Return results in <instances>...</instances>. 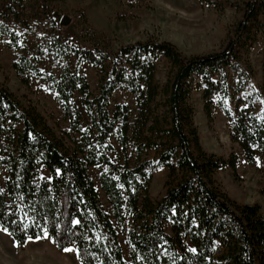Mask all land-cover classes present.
Listing matches in <instances>:
<instances>
[{
  "label": "trees",
  "instance_id": "trees-1",
  "mask_svg": "<svg viewBox=\"0 0 264 264\" xmlns=\"http://www.w3.org/2000/svg\"><path fill=\"white\" fill-rule=\"evenodd\" d=\"M261 34L264 0H250L244 18L220 52L187 57L168 41L123 46L119 59H111L110 76L95 97H91L86 76L64 70L57 88L73 129L90 146L85 159L55 137L36 108L23 111L13 94L0 88V169H7L6 188L0 190V227L19 245L47 232L58 248L75 247L83 264H264L261 206L239 203L222 189L215 174L230 166L237 178V157L232 154L224 159L203 149L193 122V107L188 102L193 82L200 77L206 84L205 110L212 119L211 97L219 92L232 97L229 87H221L214 79L220 74L225 80L223 72L227 70L237 74L239 89L249 92L251 101L264 98V88L261 92L252 89L253 70L248 58ZM69 49L79 62L95 66H104L110 59V53L99 48ZM121 56L128 57L127 65L120 62ZM160 56L170 63L168 114L163 119L168 125L163 126L158 117L153 125L170 140L157 145L148 139L146 146L161 147L157 159L117 169V178L102 177L116 219L121 225L130 224L128 261L120 233L102 205L89 167L100 162L115 167L107 154L116 124L108 108L117 88L123 86L135 94L141 114L145 121L148 119L146 111L152 110L150 104L159 93L155 76ZM14 66L19 71L25 66L35 69L26 58ZM75 89L90 109L97 146L92 134L81 126L82 114L72 102ZM222 107L234 121V139L253 162L258 148L264 154V120L242 110L233 113L226 103ZM121 109L128 110V106L117 105L115 116ZM17 124L22 125V131L16 129ZM127 129L125 116L124 134ZM43 167L50 177L42 176ZM162 167L168 169L166 192L153 201L149 186L153 173Z\"/></svg>",
  "mask_w": 264,
  "mask_h": 264
},
{
  "label": "rangeland",
  "instance_id": "rangeland-1",
  "mask_svg": "<svg viewBox=\"0 0 264 264\" xmlns=\"http://www.w3.org/2000/svg\"><path fill=\"white\" fill-rule=\"evenodd\" d=\"M250 0H0V88H5L20 102L24 111L36 108L53 130L55 137L69 148L78 151L85 159L90 146L85 144L76 132L60 100L57 82L64 70L77 71L86 76L91 97L100 92L104 79L110 76L111 59H119L123 46L147 41H168L177 46L184 56L205 55L220 52L226 46L229 34L245 16V8ZM260 1V0H259ZM67 16L70 22L62 24ZM13 35L15 37H13ZM70 47L99 48L110 53L104 66L79 62ZM67 49V50H66ZM68 50H70L68 52ZM23 58L30 61L35 69L15 68V62ZM252 66V89L261 92L264 88V35L259 36L248 55ZM127 56L120 62L127 65ZM169 61L160 56L156 60V82L159 93L151 102L152 110L145 121L141 114L137 96L120 86L110 98L109 113L115 120L114 133L109 138L107 152L111 167L100 162L89 167V173L100 194L104 209L111 215L119 233L125 257L129 259V222L119 224L109 197L102 186V177L117 178V169L134 167L144 160H154L161 147L146 146L149 140L157 145L170 139L160 134V127L153 125L158 117L167 126V85L169 81ZM214 79L221 87H229L232 97L223 92L214 94L212 99V119L205 110V82L196 77L188 102L193 107V122L198 130L203 149L224 159L232 154L237 157L239 176L236 178L230 166H225L215 174L222 189L234 200L245 204L257 203L264 216V154L258 148L255 160L251 162L235 140L234 121L225 113L226 103L233 113L240 110L264 120V98L251 101L249 92L241 91L237 85L238 76L232 70L223 72ZM79 89L72 92V102L82 114L83 130L92 134L97 146V132L92 125L90 109L83 102ZM117 105L128 106L115 116ZM125 116L128 129L124 130ZM154 126V127H153ZM16 129L22 131L21 124ZM149 139V140H148ZM79 145L82 148H79ZM84 149V151H83ZM42 176L50 177L46 168ZM168 169L162 167L153 173L149 186V196L153 201L166 192L165 182ZM7 169H0V190L6 188ZM72 251L58 248L50 236L28 240L19 245L11 234L0 227V264H83L75 247Z\"/></svg>",
  "mask_w": 264,
  "mask_h": 264
},
{
  "label": "water",
  "instance_id": "water-1",
  "mask_svg": "<svg viewBox=\"0 0 264 264\" xmlns=\"http://www.w3.org/2000/svg\"><path fill=\"white\" fill-rule=\"evenodd\" d=\"M69 22H70V19H69V17H67V16H65V17L63 18V20H62V24H63V25H67Z\"/></svg>",
  "mask_w": 264,
  "mask_h": 264
},
{
  "label": "snow or ice",
  "instance_id": "snow-or-ice-1",
  "mask_svg": "<svg viewBox=\"0 0 264 264\" xmlns=\"http://www.w3.org/2000/svg\"><path fill=\"white\" fill-rule=\"evenodd\" d=\"M3 230H5L6 231V229H3ZM38 239L40 238V237H37ZM44 238H47V232H45V234H44ZM29 239H31V237H29ZM65 251H72V249H68V248H66V249H64ZM193 251H195L194 249H193Z\"/></svg>",
  "mask_w": 264,
  "mask_h": 264
}]
</instances>
